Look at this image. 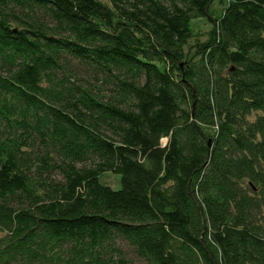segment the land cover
Masks as SVG:
<instances>
[{
	"label": "trees",
	"instance_id": "trees-1",
	"mask_svg": "<svg viewBox=\"0 0 264 264\" xmlns=\"http://www.w3.org/2000/svg\"><path fill=\"white\" fill-rule=\"evenodd\" d=\"M221 1L0 0V264H264V0Z\"/></svg>",
	"mask_w": 264,
	"mask_h": 264
},
{
	"label": "rangeland",
	"instance_id": "rangeland-1",
	"mask_svg": "<svg viewBox=\"0 0 264 264\" xmlns=\"http://www.w3.org/2000/svg\"><path fill=\"white\" fill-rule=\"evenodd\" d=\"M104 4L108 5V0H99ZM222 1L221 0H214L212 6H211V12L212 14L218 15L221 10H222ZM192 39L188 42L187 48H186V52L188 54V59H193V55L195 54V46L196 44H199L201 42H203L204 40L207 39L208 37V33L210 31V24L206 23L204 20H196L193 22L192 24ZM191 61V60H188ZM101 182L109 187H111L112 189H116L118 188V177H116L115 175L111 174V173H107L104 176L101 177ZM124 248L127 251V255H129V258H131V253L129 251V249L124 246ZM136 264H143L142 262H135Z\"/></svg>",
	"mask_w": 264,
	"mask_h": 264
}]
</instances>
